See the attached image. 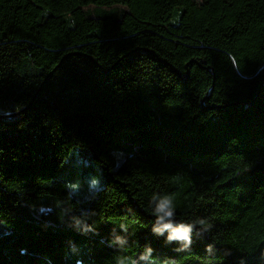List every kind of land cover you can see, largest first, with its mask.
<instances>
[{
	"label": "trees",
	"instance_id": "1",
	"mask_svg": "<svg viewBox=\"0 0 264 264\" xmlns=\"http://www.w3.org/2000/svg\"><path fill=\"white\" fill-rule=\"evenodd\" d=\"M154 193L211 227L178 250ZM146 246L264 264V0H0V264Z\"/></svg>",
	"mask_w": 264,
	"mask_h": 264
},
{
	"label": "clouds",
	"instance_id": "2",
	"mask_svg": "<svg viewBox=\"0 0 264 264\" xmlns=\"http://www.w3.org/2000/svg\"><path fill=\"white\" fill-rule=\"evenodd\" d=\"M98 181L96 179L91 180V186L96 187ZM70 188H76V185H69ZM153 214L156 219L152 228L154 234L158 236H164L166 234V242H177L180 244V249L186 250L191 246L192 236L195 233L197 236H203L211 227L205 218H198L197 220L187 223L178 221L176 219L174 197L171 194H158L154 193L150 200ZM74 224L78 228H82L84 231H90L91 228L87 223L78 218H73ZM121 228L126 231L127 229L121 225ZM126 238L117 236L115 243L119 245L125 244ZM206 251L212 252V246L208 245ZM153 249L150 246H146L145 251L139 257L140 261H145L147 264H151V256ZM124 259L118 260V264H124ZM128 264H138L137 261H132L130 258H126ZM165 264H169L168 261Z\"/></svg>",
	"mask_w": 264,
	"mask_h": 264
}]
</instances>
